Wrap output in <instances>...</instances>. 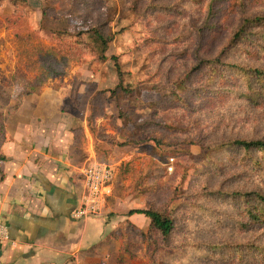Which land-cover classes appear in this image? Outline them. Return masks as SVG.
<instances>
[{"label":"rangeland","instance_id":"obj_1","mask_svg":"<svg viewBox=\"0 0 264 264\" xmlns=\"http://www.w3.org/2000/svg\"><path fill=\"white\" fill-rule=\"evenodd\" d=\"M258 16L264 0H0V109L51 72L78 115L80 166L116 168L103 264H264V217L239 194H264V155L227 144L264 140V101L196 69L216 57L264 69V24L234 40ZM90 28L110 39L105 61L64 33ZM135 209L171 211L169 237L142 213L121 222Z\"/></svg>","mask_w":264,"mask_h":264},{"label":"crops","instance_id":"obj_2","mask_svg":"<svg viewBox=\"0 0 264 264\" xmlns=\"http://www.w3.org/2000/svg\"><path fill=\"white\" fill-rule=\"evenodd\" d=\"M65 101L62 88L48 83L0 109V222L10 234L0 264H103L115 244L118 221L107 203L74 218L84 166L74 138L78 115ZM138 215L119 217L134 223Z\"/></svg>","mask_w":264,"mask_h":264},{"label":"trees","instance_id":"obj_3","mask_svg":"<svg viewBox=\"0 0 264 264\" xmlns=\"http://www.w3.org/2000/svg\"><path fill=\"white\" fill-rule=\"evenodd\" d=\"M250 24L262 25L264 24V16H258L252 19H246L240 30L237 32L234 40L238 38H244L247 35L246 27ZM56 34H62L60 31H55ZM65 34L75 35L77 37L78 43L86 44L91 48L102 61L107 60V51L109 48L110 39L99 29L90 28L88 30L82 31L81 33H67ZM48 68V67H45ZM209 68L210 71L215 72V78L219 80H227V82L239 80L243 82L246 89V95L253 99L254 101L260 100L264 101V69L259 67H251L245 65H239L235 63H227L216 57L214 59L201 61L196 69ZM120 76H122L121 67L118 68ZM51 77V72L48 74H43L38 78L40 83L34 84L30 83L25 88V91L21 92L20 95L32 94L40 91L39 88L43 87ZM233 77H236L233 79ZM123 78V77H121ZM117 89H120L117 94L119 95L127 88L120 84ZM116 92V91H115ZM226 144V143H224ZM231 146H241L246 151L257 150L262 152L264 155V140H249V139H235L227 143ZM242 197L248 198L250 201V212L252 216L260 220L264 217V194L258 191L251 193H239ZM257 207V209H254ZM131 214L142 213L148 218H150V231L159 232L164 238H168L174 228V217L171 211L167 210H155V209H145V210H131Z\"/></svg>","mask_w":264,"mask_h":264},{"label":"built area","instance_id":"obj_4","mask_svg":"<svg viewBox=\"0 0 264 264\" xmlns=\"http://www.w3.org/2000/svg\"><path fill=\"white\" fill-rule=\"evenodd\" d=\"M174 159H172V162ZM173 170V166L170 167ZM82 195L75 208L74 218L82 219L100 213L106 206L107 198L113 193L112 184L116 180V168L107 162L91 158L81 170ZM10 238L8 226L0 222V250Z\"/></svg>","mask_w":264,"mask_h":264}]
</instances>
